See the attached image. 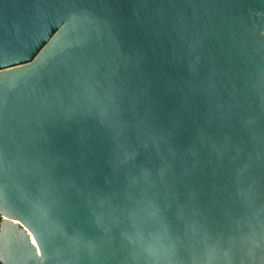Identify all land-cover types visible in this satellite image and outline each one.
Instances as JSON below:
<instances>
[{"label": "water", "instance_id": "95a60500", "mask_svg": "<svg viewBox=\"0 0 264 264\" xmlns=\"http://www.w3.org/2000/svg\"><path fill=\"white\" fill-rule=\"evenodd\" d=\"M43 39L0 78V263L264 264V0H0L4 65Z\"/></svg>", "mask_w": 264, "mask_h": 264}, {"label": "snow or ice", "instance_id": "6c2138e0", "mask_svg": "<svg viewBox=\"0 0 264 264\" xmlns=\"http://www.w3.org/2000/svg\"><path fill=\"white\" fill-rule=\"evenodd\" d=\"M61 23H63V20L61 21ZM69 27V23L66 25L64 30H61L59 32V38L62 39L65 31L68 29ZM57 29L54 28V30L52 29V32H56ZM47 43L46 39H43L42 42L36 46L35 50L29 53V60H32L35 57V62L32 65H29L28 68H17L16 65H25L27 64V61L24 60H17L15 62V64L13 65H9L6 66L4 65L3 61L0 60V78H4L6 80H8V82L11 84L12 87H15L17 84H13L9 78L15 76L17 74V72L20 71H29V70H34L36 69L38 66L42 65L41 64V59L42 57L45 55L44 53H41V49L44 48V45ZM37 53H41V56H37ZM3 217H0V222L3 221ZM33 244H36V241L33 240ZM39 245H37V254L42 255V253H40L39 251Z\"/></svg>", "mask_w": 264, "mask_h": 264}, {"label": "trees", "instance_id": "16d2710c", "mask_svg": "<svg viewBox=\"0 0 264 264\" xmlns=\"http://www.w3.org/2000/svg\"><path fill=\"white\" fill-rule=\"evenodd\" d=\"M1 264V263H0Z\"/></svg>", "mask_w": 264, "mask_h": 264}]
</instances>
